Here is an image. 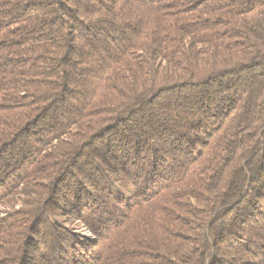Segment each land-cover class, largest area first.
I'll return each instance as SVG.
<instances>
[{"label":"trees","instance_id":"16d2710c","mask_svg":"<svg viewBox=\"0 0 264 264\" xmlns=\"http://www.w3.org/2000/svg\"><path fill=\"white\" fill-rule=\"evenodd\" d=\"M0 264H264V0H0Z\"/></svg>","mask_w":264,"mask_h":264}]
</instances>
